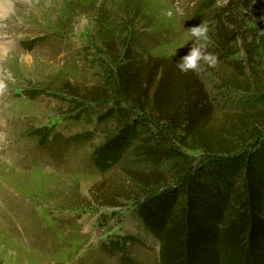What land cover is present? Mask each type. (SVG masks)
<instances>
[{"label":"rangeland","instance_id":"1","mask_svg":"<svg viewBox=\"0 0 264 264\" xmlns=\"http://www.w3.org/2000/svg\"><path fill=\"white\" fill-rule=\"evenodd\" d=\"M228 2L0 1V264H160L159 242L138 224L137 203L125 200L111 208L93 197L98 184H121L128 170L150 172L153 166L136 153L135 145L126 146L117 164L97 161L110 137L104 131H115V123L96 114L69 118L62 86L104 82L100 47L109 32L117 44L118 34L131 33L127 47L139 61L175 60L192 46L190 28L203 23L207 52L217 57V64L201 61L197 72L222 121L260 108L249 93L221 89L220 79L232 71L223 69L218 56L238 51L237 44L224 53L215 45V13ZM248 48L264 76L260 33ZM229 60L241 64L247 56L241 52ZM28 92H36L37 98ZM213 253L219 264H264V251L241 262L235 261L236 253Z\"/></svg>","mask_w":264,"mask_h":264},{"label":"trees","instance_id":"2","mask_svg":"<svg viewBox=\"0 0 264 264\" xmlns=\"http://www.w3.org/2000/svg\"><path fill=\"white\" fill-rule=\"evenodd\" d=\"M215 21L216 48L224 53L238 46L218 56L232 71L220 79L221 89L249 93L262 108L222 121L199 72L178 69L185 53L139 61L127 47L131 33L124 32L118 44L110 32L103 37V83L65 82L61 90L69 118L96 114L114 121L115 131H104L110 137L97 161L117 164L126 146L135 145L153 166L150 172L128 170L121 184H98L93 197L111 208L136 202L138 224L159 242L160 264H219L215 250L236 253L241 262L264 251V76L248 48L259 33L264 43V0H229ZM241 52L245 63L229 60ZM35 94L28 92L32 99Z\"/></svg>","mask_w":264,"mask_h":264},{"label":"clouds","instance_id":"3","mask_svg":"<svg viewBox=\"0 0 264 264\" xmlns=\"http://www.w3.org/2000/svg\"><path fill=\"white\" fill-rule=\"evenodd\" d=\"M207 31L208 29L203 23L190 28L191 36L194 39L188 53L177 62V67L181 72L199 71L201 61L210 67L217 64V57L207 52Z\"/></svg>","mask_w":264,"mask_h":264},{"label":"bare ground","instance_id":"4","mask_svg":"<svg viewBox=\"0 0 264 264\" xmlns=\"http://www.w3.org/2000/svg\"><path fill=\"white\" fill-rule=\"evenodd\" d=\"M0 1L2 2V1H5V0H0Z\"/></svg>","mask_w":264,"mask_h":264}]
</instances>
